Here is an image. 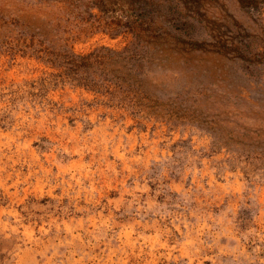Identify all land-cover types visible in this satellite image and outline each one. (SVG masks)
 <instances>
[{"label": "rangeland", "instance_id": "obj_1", "mask_svg": "<svg viewBox=\"0 0 264 264\" xmlns=\"http://www.w3.org/2000/svg\"><path fill=\"white\" fill-rule=\"evenodd\" d=\"M132 1L153 3L158 24L178 1L196 24L189 54L130 52L144 60L149 113L114 88L133 60L106 48L133 47L130 33H112L97 8L80 21L0 0V264H264V159L241 143L243 127L264 126V0ZM15 20L46 28L56 48L105 53L96 87L4 50ZM216 41L219 54L248 44L245 60L200 52ZM253 140L264 147V133Z\"/></svg>", "mask_w": 264, "mask_h": 264}, {"label": "trees", "instance_id": "obj_2", "mask_svg": "<svg viewBox=\"0 0 264 264\" xmlns=\"http://www.w3.org/2000/svg\"><path fill=\"white\" fill-rule=\"evenodd\" d=\"M37 5L40 6H54L59 5L68 9L67 12L72 14L73 10L78 13L80 21H87L93 14L91 10L97 8L105 16L109 22V28L112 33L127 32L133 36V47H124L121 50H114L106 48L110 53L115 55L117 61L127 58V60H133L126 67V75L117 78L115 81V92L121 93V98L126 100L127 105L135 108L137 111L151 112L150 97L146 92V89L142 86L139 73H142V63L144 60L135 58L139 57L134 55L132 50L138 45L147 47V49L161 50L163 46L167 44L173 50L180 49L185 54H189L192 48H197V40L194 38V32L196 24L194 22V16L190 13L192 7L188 8L187 12H182L179 8L178 1H171L166 5L171 12L170 17L162 24L156 23L153 11V3H138L132 0H34ZM162 1L164 0H157ZM87 13L88 17H85ZM68 20V18H66ZM5 23V21H4ZM16 29H9L8 34L2 39V44L5 47L4 50L11 54L20 53L21 55L33 56L42 59L50 63L53 67L61 69L58 76L67 77L69 80L76 83L96 87L95 81L91 78V74L94 73L95 68L103 66L101 69H105L106 57L105 53H100L95 49L86 54L75 53L74 51H68L64 46L56 48L51 41L45 40L50 35V31L45 30L39 26L23 25V22L16 21L13 23ZM144 34V39L141 38ZM172 37V41H168L163 36ZM172 35V36H171ZM155 39V40H154ZM158 39V40H156ZM160 39V40H159ZM162 41V42H160ZM179 44L182 46L180 47ZM219 44V43H218ZM217 41L212 45L215 49H202L200 52L206 51V53L219 54L216 50L218 47ZM241 44V47L233 46L232 41L228 45L222 47L233 50L230 53L219 54L227 59H240L245 60L244 55L239 56L238 51L246 50L248 44ZM178 48V49H177ZM176 51V52H177ZM218 52V53H217ZM180 52L178 51L177 54ZM214 54V55H215ZM257 54V53H256ZM260 55L261 60L264 61V47ZM219 57V56H217ZM215 59V57H214ZM213 63V58L207 59ZM206 60V61H207ZM116 61V62H117ZM139 61L138 63H136ZM216 68L222 70V66L214 65ZM213 68V67H212ZM113 69L109 68L108 71ZM119 71V70H116ZM98 88V85H97ZM258 117V116H256ZM261 122L264 124V115L260 116ZM245 129L242 132L241 143L247 150L249 157L255 154L256 157L264 159V147H257L254 145L256 142L255 137L264 133V126L257 129ZM254 134V136H253ZM240 140V139H238ZM264 163V160H262Z\"/></svg>", "mask_w": 264, "mask_h": 264}]
</instances>
